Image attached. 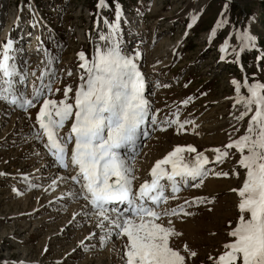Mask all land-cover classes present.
<instances>
[{"label": "rangeland", "instance_id": "374dc122", "mask_svg": "<svg viewBox=\"0 0 264 264\" xmlns=\"http://www.w3.org/2000/svg\"><path fill=\"white\" fill-rule=\"evenodd\" d=\"M99 4L100 0H0V41L7 31L16 39V32L33 33L40 46L36 53L25 51L17 57L16 66L26 77L25 85L17 83V89L31 98L43 76L46 97L65 100L64 92L71 88L67 99L72 102L84 75L79 53L90 62L96 48L108 42L100 37L109 36L110 25L117 24L119 16L112 40L120 46L123 43L121 48L127 54H137L136 63L149 88L144 94L157 123L175 119L177 114L181 122H194L179 131L176 125L154 131L149 122L150 136L141 142L144 144L132 161L138 175L143 176L133 185L138 188L145 180L150 181L155 162L176 146H194L215 161L211 150L223 149L230 139L243 135L250 118L236 119L242 108L234 107L232 81L243 82L247 76L249 83H264V58L257 60L264 57V0H104L103 7ZM193 14L198 19L189 28ZM222 18L228 23L212 38V29ZM233 26L241 31L250 29L258 38L257 49L245 51L239 58L231 48L227 54L221 53L220 46ZM160 42H166L161 46L164 50L159 49ZM238 43L232 35L230 44ZM241 93L246 94V89ZM188 98L192 99L185 105L183 101ZM39 106L25 112L0 101V255L4 256L0 264L21 260L37 264H125L126 237L117 234L109 240L105 236L101 242L98 235L87 245L86 239L76 241V236L90 229L85 226H95L97 218L92 220L93 216L83 212L80 219H74L79 212L73 217L70 212L86 210L87 204L76 206L66 189L63 194L54 191L52 182L64 171L45 165L53 157L44 147L47 138L38 139L35 134ZM70 126L68 121L59 135L66 136ZM68 147L70 152L73 144ZM229 153L223 163L207 166L213 172L228 173L226 177L209 174L200 187L181 186L176 199L170 198L157 209L176 208L194 197L213 200L187 208L195 213L193 216L171 217L176 231L183 234L174 237L172 243L181 249L187 244L197 252L192 264H212L210 257L218 256L231 239L227 235L229 223L234 225L238 219V194L232 189L242 185L244 170L237 163L239 153L234 149ZM184 155L190 160L195 153ZM52 170L56 172L50 174ZM82 218L86 220L82 222ZM168 219L163 217L162 222L167 225ZM67 226L69 232L65 231Z\"/></svg>", "mask_w": 264, "mask_h": 264}, {"label": "snow or ice", "instance_id": "6c2138e0", "mask_svg": "<svg viewBox=\"0 0 264 264\" xmlns=\"http://www.w3.org/2000/svg\"><path fill=\"white\" fill-rule=\"evenodd\" d=\"M98 6L103 7L104 0H100ZM197 19L193 14L188 27H192ZM116 20L118 24L119 16ZM227 23L226 19H220L211 31L212 38H215L217 29ZM117 24L110 25L112 31L108 37H100L108 42L103 48H96L90 62L83 52L79 53L84 61L80 65L84 75L72 102L67 99L71 88L65 90V100L46 97L43 76L40 87L33 88L31 98L17 89V83L23 85L26 77L12 62L14 58L10 50L13 42L7 41L0 57V101L25 112L40 105L35 117L37 138H47L44 147L57 166L66 170L71 165L78 169V174L70 179L80 187L77 198L85 200L90 205V214L97 217L101 242L108 235L106 228L126 237L125 264H192L197 252L187 244L181 249L172 243L174 237L183 234L176 231L171 217L193 216L195 213L187 208L211 204L213 200L194 197L176 208L157 209L170 198L176 199L181 186L200 187L209 174L226 177L228 173L213 172L207 166L223 163L230 154L229 150L234 149L239 153L237 163L244 170L242 185L232 189L238 194L239 215L234 225L231 222L228 225L227 235L231 239L223 245V251L210 260L212 264H264V83H249L247 76L243 82L232 81L236 93L234 107L240 105L242 108L236 119L250 118L243 135L230 139L223 149L211 150L215 161H209L194 146H176L155 162L150 172L151 180L134 188V168L123 153L135 155L137 142L142 136H149V122L154 131H166L173 125L179 131L194 122H181L177 114L175 119L157 123V116L144 95L145 79L136 63L137 54H127L118 42L112 40L118 31ZM232 35L239 42L236 46L230 44ZM257 39L250 29L241 31L233 26L219 50L227 54L231 48L239 58L241 53L257 49ZM262 58L258 56L257 60ZM221 59H224L223 55ZM17 77L20 79H15ZM242 88L246 89V94L241 93ZM47 90L50 96L51 83ZM191 99L183 103L186 105ZM68 121H71L69 133L59 135ZM69 144H73L70 152ZM185 152L195 153V156L188 160ZM52 183L54 186L56 181ZM163 217H169L167 225L162 222Z\"/></svg>", "mask_w": 264, "mask_h": 264}, {"label": "bare ground", "instance_id": "6f19581e", "mask_svg": "<svg viewBox=\"0 0 264 264\" xmlns=\"http://www.w3.org/2000/svg\"><path fill=\"white\" fill-rule=\"evenodd\" d=\"M203 37L206 39L207 37H208V35L207 34H204L203 35ZM164 42V41H163ZM163 42H160V46L158 45V47H159V49H162V50H164V48L162 47L161 48V46H166L167 44H165V43H163ZM165 44V45H164ZM161 50V51H162ZM158 59H159V57H157ZM160 61V60H159ZM155 62H156V60H155ZM157 64V63H156ZM160 64H161V62H160ZM27 84H28V82H27ZM147 85V83L145 82V90H144V93L146 94L147 92H149V88L146 86ZM32 86H31V90H32ZM144 94V95H145ZM206 126H208V125H206ZM147 130H148V128H147ZM149 132V131H148ZM149 136H150V133H149ZM149 136L147 137V138H145V137H141L140 138V140L137 142V149H136V153H135V155H133L132 153H130V154H128V155H130V156H128L127 158L129 159V163L132 165V167L134 168V175H135V177H136V179L134 180V182H136L137 180H141V176H143V175H141V176H139L138 175V171L136 170V162H132L133 160H134V158L139 154V149H140V146H143V144L141 143L142 141H144L145 142V140H147L148 138H149ZM123 151V150H122ZM209 161H213V159H210ZM45 165L47 166V167H53V168H60L59 166H57L55 163H54V159L53 160H50V161H47L46 163H45ZM63 169V168H62ZM63 171L64 172H62L60 175H59V177L57 178V181H56V183H55V185H54V191L56 190L57 192V194H63L62 193V191H64L65 189L67 190V192H65L66 194H68L69 195V198H71V200H72V202L74 201L75 202V205L77 206V205H80L81 203H83V204H85L86 206H87V208H86V210H83V211H78V210H74V212H70L69 211V209H68V211L70 212V216L71 217H73L74 216V214H77L78 212V215L74 218V219H76L77 217L80 219V215L84 212V213H88L89 215L88 216H93V218H92V220L93 219H95V218H97L95 215H90V213H91V208H90V205H88V203L85 201V200H83V199H81V198H77L78 196H79V193H80V187L79 186H77L71 179H70V177L71 176H73V175H77L78 174V169L77 168H74L73 166H69L68 167V169H63ZM56 171L55 170H52L51 172H50V174H54ZM62 177H63V179H62ZM150 177H151V175H150ZM139 178V179H138ZM150 180H151V178H150ZM133 182V183H134ZM75 184V185H74ZM76 186V187H75ZM134 186V188H137L136 187V185H133ZM77 190V191H76ZM68 195H67V197H68ZM81 206V205H80ZM72 209H74V207H72ZM71 209V210H72ZM84 215V214H83ZM85 217V216H84ZM83 217V218H84ZM83 218H82V222L83 221H85L86 220V218L83 220ZM96 222H97V220H95ZM74 222V221H73ZM72 222V223H73ZM94 222V221H93ZM92 222V223H93ZM70 224H71V222H70ZM70 224H69V226H70ZM90 224V223H89ZM92 225V224H91ZM97 225V223H95V226L92 228V227H88V226H85V228H90L89 230H87V232L85 233V234H83L81 237H75V239H76V241L77 242H80L81 243V241H83L84 239H86V241H85V243H84V245L86 244H90V243H88V242H91L92 240H93V238L94 237H96V236H98V235H102V233H101V230L96 226ZM69 226H67L66 228H65V231L67 232L68 231V229H69ZM105 231H107L108 232V235L107 236H109L110 238H109V240H111V237L112 236H114L115 238H117V232H116V230H111V229H105ZM69 232V231H68ZM90 234H94V235H91L90 236ZM59 235V234H58ZM116 235V236H115ZM56 237H57V235H55ZM80 236V235H79ZM112 239H114V238H112ZM115 245L116 244H118V241H117V243H115V242H113ZM83 245L82 244H80V247H82ZM76 252V251H75ZM97 254V253H96ZM3 257L4 256H2V255H0V261L1 262H3L2 261V259H3ZM6 262H9V263H11V264H37V263H30V262H24V260L22 261H20V262H14V261H6Z\"/></svg>", "mask_w": 264, "mask_h": 264}, {"label": "built area", "instance_id": "2783aa9c", "mask_svg": "<svg viewBox=\"0 0 264 264\" xmlns=\"http://www.w3.org/2000/svg\"><path fill=\"white\" fill-rule=\"evenodd\" d=\"M5 35H6V33H5ZM7 35H8V37L12 36L9 34V31H7ZM17 35H18V39L15 41L16 42V49H17V56L21 57L22 54L25 53V51L30 52V53L34 51V53H36V51L39 50L40 46L37 45L36 34L33 35V33H25V34L17 33Z\"/></svg>", "mask_w": 264, "mask_h": 264}]
</instances>
